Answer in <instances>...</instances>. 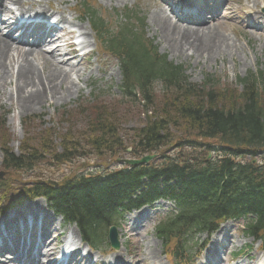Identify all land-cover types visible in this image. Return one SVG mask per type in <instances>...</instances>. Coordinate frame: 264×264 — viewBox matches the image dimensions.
Here are the masks:
<instances>
[{
  "label": "trees",
  "instance_id": "1",
  "mask_svg": "<svg viewBox=\"0 0 264 264\" xmlns=\"http://www.w3.org/2000/svg\"><path fill=\"white\" fill-rule=\"evenodd\" d=\"M108 46L122 62L123 97L119 100L141 105L143 118H139L138 127L128 138L120 132L115 111L103 104L92 105V115L91 111L81 110L87 117L88 139L84 138V142L90 149L79 150V140L72 141L75 124L68 115L71 120H67L66 133L60 136L58 145L61 150L53 145L49 147L50 152H46L51 158L57 163L89 154L108 159L119 156L129 147L132 155L139 157L175 142L182 141L183 145L184 139H189L185 144H197L195 137L218 140V148L207 144L204 149L216 151L219 156L202 157L199 161L164 158L159 164L154 161L104 174L72 175L57 180L56 185L49 180H37L32 187L16 184L18 188L11 191L4 176L0 178L3 198L12 196L11 203L16 205L45 196L52 207L67 221L76 223L84 239L94 245L105 237L107 227L115 223L122 210L160 197L176 205V212L158 228V236L165 244L171 239L178 240L175 254L182 238L190 231H210L222 217L251 214L254 216L251 231L264 240V166L247 160L248 156H254L252 150L264 147V73L239 78L241 91H217L214 87L208 88L214 82L211 78L201 86L191 83L184 69L159 57L155 47L151 42L146 43L135 26H126L121 37L110 39ZM156 83L161 85V95L155 92ZM5 129V121L0 118L5 170H32L43 161L29 139L20 145L19 154H15ZM47 134L52 135L51 131ZM42 142L44 145L43 140L37 141L40 145Z\"/></svg>",
  "mask_w": 264,
  "mask_h": 264
},
{
  "label": "rangeland",
  "instance_id": "2",
  "mask_svg": "<svg viewBox=\"0 0 264 264\" xmlns=\"http://www.w3.org/2000/svg\"><path fill=\"white\" fill-rule=\"evenodd\" d=\"M85 2H88L89 4H92V2L95 3V6H97L99 10H104L107 17L113 22L117 20L115 15L117 13L122 14L126 7H136L137 9H140L146 18L144 30L145 33H147V36L152 39L154 44L158 46V49H160L162 53L167 54L171 60L183 64L186 67L188 76L194 83H201L205 75L210 74L213 75L217 81V86L215 88L222 91L225 89H238L239 86L237 85V79L239 77H244L251 71H264V34H261L259 31L246 30L244 25L239 23V21H244V24L248 21L245 20L244 17L242 19L238 16V11L242 12L247 5L253 8L254 4H256L257 9L264 15V0H229L226 2V6L229 7V10H224L225 12H228L227 17L220 19V21L216 20L211 24L213 29H216L228 38L233 39L238 46V50L233 59H231L230 56H226L223 59H218L217 61H208L207 63L201 62L198 64H195L196 62L193 58L186 59L184 56L177 57L171 49L164 48L166 44L160 38L159 34H156L158 32L154 33V30H157L154 23V17L160 6L154 0H127L124 3L118 2L117 0H113L112 2L109 0H70L66 3H60L57 0H53L50 2V6L59 14H66L73 22L74 26L78 28L86 27L88 29L86 21L81 23L78 22V15L81 19L80 10H78L79 12L73 11L74 9H78L79 6ZM44 5L47 6V3H43V6ZM24 6L28 8L36 7L33 2L27 0L25 1ZM237 18L242 20H237ZM258 19L264 27L263 17ZM85 63L81 66L77 65L79 68L84 67L85 70H89L88 72L90 73L81 76V80H76V83H78L76 84L77 87L81 88L80 93L74 92L71 98L62 101L51 99L47 102L43 109H39L38 107L30 112L21 111L16 104V100H10L9 92L13 88L12 84L8 83L4 85L0 82V118L5 121V130L8 131L7 136L10 139V147L14 153L19 154L20 145L25 140L29 139L34 143V146L37 147L39 155L43 156V161H40V163H38L32 170H5L2 166L4 154L0 145V171H4L9 191L14 188H18L16 184L32 185V183L37 180L56 181L64 177L80 173H88L94 171L96 163L108 162L111 166H119L117 163H114L116 158L125 159L132 157V153L124 151L120 152L119 156L115 158L100 159L95 154H89V157L77 155L70 161L57 163V161L51 158V155L46 153L50 152L49 147L59 145L61 141L60 136L66 133V127L68 125L67 120H71L69 117L72 118L73 123L75 124V130H72L71 134L73 137L72 141L79 140V150L90 149L84 142L85 139H88V132L85 130L87 117H84L81 114L80 108L73 107L83 106V110L85 109V111H87L86 113H89L92 105L103 104L108 110L115 111L116 122L117 124H120V132L123 136H127L128 138H131L133 130L138 127L139 118H143V115H141V106L123 103L119 100L118 86L120 83V74L117 71L119 69L115 66L114 61L108 59L106 55L99 52L94 54L91 63ZM50 67L51 64H48V67H46L43 72H48ZM39 69L41 68L39 67ZM69 77L70 81L74 80L71 78V74ZM74 77L76 79V76ZM3 87L4 89H2ZM94 87H97L100 91V95H103L104 97L100 96L98 98H94L92 101H89ZM107 93H110L112 96L115 95L116 98L112 99L110 94L107 96ZM70 108L72 109L68 112L69 117L66 116L65 119H61V116L64 114L62 111H67ZM92 113L93 111H91V115ZM47 131H51V138L47 134ZM4 134L5 133L1 134V136H4ZM38 140H43L44 145L43 142L42 145L37 143ZM57 148L58 151H60L61 148H59V146ZM167 151L172 152L169 150ZM175 153H177V151ZM179 154L192 158L195 155V151L183 149L179 151ZM38 200L39 199H35L32 201L36 202ZM3 205L4 201L0 199V207H3ZM27 205L28 204L25 203L22 206H18L8 211L6 214H9L14 210H21ZM169 206L166 208L169 209ZM162 213L163 210L156 215V221ZM126 221L127 220H121V230H119L123 242L121 244V249L118 252L122 258L132 260L134 262L133 264L170 263L165 256L162 242L158 240L153 232L156 221L146 225L141 219L133 218L131 227L136 228V231H131V227ZM55 222L58 224L57 220H55ZM240 230V225L236 223L232 229L235 243L238 240L244 241ZM205 238L206 233L192 237L194 247L189 246L190 249L188 252L191 258ZM147 244H149L151 248L156 249L155 251H158L156 259H152V257H149V259L146 257L145 249ZM254 245L255 246H253L249 255L254 256V259H256L258 255L257 252L259 251V245L256 243ZM101 247L103 250H109V247L105 244ZM239 247L240 246H236V248ZM224 259L227 260L226 263L221 264H243L245 262L246 264H251V262H253L247 258V255L230 261L229 253L228 255H224Z\"/></svg>",
  "mask_w": 264,
  "mask_h": 264
},
{
  "label": "bare ground",
  "instance_id": "3",
  "mask_svg": "<svg viewBox=\"0 0 264 264\" xmlns=\"http://www.w3.org/2000/svg\"><path fill=\"white\" fill-rule=\"evenodd\" d=\"M25 1L3 0V2H11L18 9H23ZM27 1L33 2L34 0ZM36 1L40 4L53 0ZM57 1L66 3L70 0ZM109 1L112 2L113 0ZM117 1L124 3L127 0ZM255 8L256 4L253 12L258 14ZM10 13L12 12L3 10V16L6 18L0 22V82L4 85L8 83L12 84L13 88L9 92L10 100H16V104L21 111L30 112L38 107L39 109H43L51 99L62 101L71 98L74 92L80 93L81 88L77 87V83L74 80L70 81L69 77L71 73H74L78 79L81 78L79 70L75 66L68 64L66 60H59L54 50H45L43 44L20 45L12 39V33H4V29L6 28L10 29L11 32L13 30L11 21L7 20V15H10ZM154 23L157 27L154 33L158 32L156 34H159L160 38L166 44V48L171 49L177 57L184 56L186 59L193 58L196 62L195 64L217 61L226 56H230L233 59L238 50V46L233 39L213 29L211 24L205 26L184 25L173 19V16H170L169 12L162 6L157 14H155ZM261 34H264V31H261ZM63 51L65 52V56L68 57L67 50L64 46ZM48 64H51V67L45 73L43 70L48 67ZM47 210L45 200L39 199L36 202L29 203L27 210H16L9 216L14 219L21 218L24 216V213L36 215L38 212H44L45 215L49 216ZM7 219H3L5 225L8 224ZM226 226L224 225L223 229ZM223 229L219 231L218 238L223 234ZM71 235L76 240H80L74 228L71 230ZM229 240L231 241V239ZM232 243L234 242L232 241ZM239 243L241 242L239 241ZM52 244L47 246L48 255H52L50 252L52 251ZM155 250L147 244L145 249L146 257L156 259L158 251ZM117 259L121 260L119 255H117ZM0 264H12V262L11 260H6L1 261ZM39 264H42V262Z\"/></svg>",
  "mask_w": 264,
  "mask_h": 264
},
{
  "label": "water",
  "instance_id": "4",
  "mask_svg": "<svg viewBox=\"0 0 264 264\" xmlns=\"http://www.w3.org/2000/svg\"><path fill=\"white\" fill-rule=\"evenodd\" d=\"M152 158H153V156H145L144 158H142L140 160H125V162L129 163V164H140V163L148 162ZM0 176H2L1 173H0ZM109 239H110V241L112 243V246L115 249H118L119 248V242H118V236H117L116 228H114V227L110 228Z\"/></svg>",
  "mask_w": 264,
  "mask_h": 264
}]
</instances>
